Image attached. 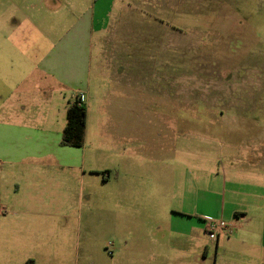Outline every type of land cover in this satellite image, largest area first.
I'll return each instance as SVG.
<instances>
[{
  "label": "rangeland",
  "instance_id": "obj_1",
  "mask_svg": "<svg viewBox=\"0 0 264 264\" xmlns=\"http://www.w3.org/2000/svg\"><path fill=\"white\" fill-rule=\"evenodd\" d=\"M61 1L59 8L57 4L30 9L38 24L30 32L46 35L50 41L40 37L39 48L29 51V64L32 67L45 57L47 64L72 63L80 69L60 74L79 87L73 91L59 89L50 79L43 82L62 124H66L63 107L72 93L78 91L86 105L85 141L72 152L84 163V182L76 183L72 196L60 192L63 185L58 183L53 185L58 193L46 202L25 198L26 209L1 202L0 264H145L149 244L141 250V261L133 251L123 255L116 250L126 237L130 246L134 243L136 221L144 220L116 214L112 204L118 194L116 179L131 177L133 172L143 179L152 173L160 176L159 167L164 164L165 172L175 180L176 192L183 177H206L219 166L226 171L233 161H242L226 152L241 143L234 140L242 135L236 132L241 122L233 115L264 113V0H123L116 42L119 61L130 63L134 50V62L139 61L142 71L141 116L135 122L108 116L111 83L101 81L88 67V58L78 50L74 55L70 45L74 17L84 14L92 3ZM6 9L4 15L12 16L10 6ZM60 36L67 37L64 43L69 52L57 58L52 49ZM75 44L84 47L79 38ZM242 130L246 134L244 125ZM129 162L141 165L126 169ZM83 170H78L77 180ZM107 173L110 184L106 187L100 176ZM19 178L14 174L11 181ZM150 226L142 224L147 230ZM208 248L214 252L211 244ZM206 263L213 264V260Z\"/></svg>",
  "mask_w": 264,
  "mask_h": 264
},
{
  "label": "crops",
  "instance_id": "obj_2",
  "mask_svg": "<svg viewBox=\"0 0 264 264\" xmlns=\"http://www.w3.org/2000/svg\"><path fill=\"white\" fill-rule=\"evenodd\" d=\"M90 2L89 10L74 17L70 45L75 48L74 55L78 50L88 58V67L95 70L101 81L111 83L112 89L107 91L108 116L133 118L135 122L141 116L142 71L139 61L134 62V50L130 53V63L119 61L116 42L119 19L124 12L123 0ZM57 4L59 8L63 2L0 0V203L18 210L26 209L25 198L46 202L58 190L69 196L76 194V183L83 185L82 176L86 173L84 163L72 156L76 147L60 144L66 124L56 119L53 100L43 82L50 79L59 84V89L73 91L79 87L68 76L60 74L76 73L80 69L72 63L47 64L43 61L45 57L34 61L32 67L29 64V51L39 48L40 37L50 41L46 35L30 32L38 26L29 14L30 9ZM9 6L12 16L3 13ZM78 38L84 42V47L76 46ZM65 41L67 37L60 36L54 42L55 57L61 58L69 52ZM74 93L64 104L65 115L70 101L77 96L82 99L78 91ZM169 99L173 104L174 97ZM87 115L86 109V120ZM233 116L241 122L236 132L242 135L234 140L240 139L243 144L231 146L226 153L233 160L242 161H233L228 170L223 171L219 166L206 177H183L176 192L175 180L165 172L164 164L159 167L160 176L152 173L149 179L138 176V172H133L131 177L118 176V194L112 199L116 214L134 221L144 217L136 221L134 243L130 246L126 237L121 247L116 244L118 252L124 255L133 251L141 261V250L149 244L145 264H207L208 259H212L213 264H264V113L250 116L245 112ZM240 153L247 155L241 157ZM140 165L129 162L124 166L135 169ZM79 169L83 172L77 180ZM14 174L21 178L11 181ZM100 177L101 184L109 186L110 173ZM58 183L63 187L57 190L53 185ZM49 185L51 187L46 188ZM16 195L23 196L14 199ZM106 202L110 204V199ZM108 207L106 205V210ZM106 212L110 214V210ZM205 217L225 221L230 228L211 241ZM145 223L151 224L148 230L142 228ZM141 232L146 235L141 236ZM209 244L214 247L213 253Z\"/></svg>",
  "mask_w": 264,
  "mask_h": 264
},
{
  "label": "trees",
  "instance_id": "obj_3",
  "mask_svg": "<svg viewBox=\"0 0 264 264\" xmlns=\"http://www.w3.org/2000/svg\"><path fill=\"white\" fill-rule=\"evenodd\" d=\"M86 105L77 96L66 108V125L61 134L62 146L80 148L85 141Z\"/></svg>",
  "mask_w": 264,
  "mask_h": 264
},
{
  "label": "built area",
  "instance_id": "obj_4",
  "mask_svg": "<svg viewBox=\"0 0 264 264\" xmlns=\"http://www.w3.org/2000/svg\"><path fill=\"white\" fill-rule=\"evenodd\" d=\"M206 225V232L211 241L217 240L218 236L229 230L230 224L222 220H214L211 218H204Z\"/></svg>",
  "mask_w": 264,
  "mask_h": 264
}]
</instances>
